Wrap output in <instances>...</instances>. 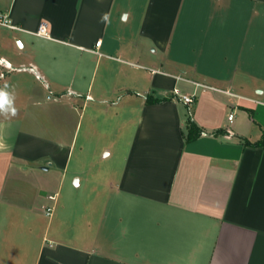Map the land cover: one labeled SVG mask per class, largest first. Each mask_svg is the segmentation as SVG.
I'll return each instance as SVG.
<instances>
[{"label":"crops","instance_id":"obj_1","mask_svg":"<svg viewBox=\"0 0 264 264\" xmlns=\"http://www.w3.org/2000/svg\"><path fill=\"white\" fill-rule=\"evenodd\" d=\"M0 9V264H264V0Z\"/></svg>","mask_w":264,"mask_h":264},{"label":"built area","instance_id":"obj_2","mask_svg":"<svg viewBox=\"0 0 264 264\" xmlns=\"http://www.w3.org/2000/svg\"><path fill=\"white\" fill-rule=\"evenodd\" d=\"M0 26H6V27H10V28H16V26L13 24L11 18H10V14L8 12H5L3 10L0 9ZM38 34L41 35H47V28L46 25L44 23H42L37 31ZM101 42H97L96 44L99 45ZM0 63L1 65H3V67L5 68V70H2L0 73V78H4L6 75V71L11 70L12 69V65L9 63H6L5 61H2V58H0ZM174 93L176 95L179 96V99H181L187 106L188 109L191 111V106L194 104V102L196 101V94H182L180 92V90L178 88L174 89ZM234 117V114L231 113L229 115V120L231 121ZM51 199H55V196H50ZM54 207L53 206H48L46 208V212L48 215H51L53 213Z\"/></svg>","mask_w":264,"mask_h":264},{"label":"clouds","instance_id":"obj_3","mask_svg":"<svg viewBox=\"0 0 264 264\" xmlns=\"http://www.w3.org/2000/svg\"><path fill=\"white\" fill-rule=\"evenodd\" d=\"M14 97L5 89H0V115L5 118L15 116L17 113L16 108L13 106Z\"/></svg>","mask_w":264,"mask_h":264},{"label":"trees","instance_id":"obj_4","mask_svg":"<svg viewBox=\"0 0 264 264\" xmlns=\"http://www.w3.org/2000/svg\"><path fill=\"white\" fill-rule=\"evenodd\" d=\"M202 132V129L197 126V124L192 120L191 117L188 119V133H187V140L191 141L196 139ZM244 143L246 145L251 146H263L264 147V137L261 140L251 142L250 140H245Z\"/></svg>","mask_w":264,"mask_h":264}]
</instances>
